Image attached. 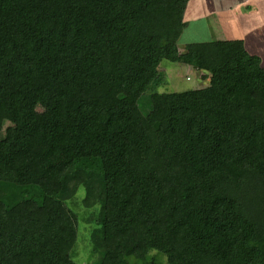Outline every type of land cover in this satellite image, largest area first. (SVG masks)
I'll return each mask as SVG.
<instances>
[{
  "label": "trees",
  "instance_id": "1",
  "mask_svg": "<svg viewBox=\"0 0 264 264\" xmlns=\"http://www.w3.org/2000/svg\"><path fill=\"white\" fill-rule=\"evenodd\" d=\"M189 1L0 0V264H76L82 220L93 264H264V66L178 51ZM161 61L204 85L144 95Z\"/></svg>",
  "mask_w": 264,
  "mask_h": 264
},
{
  "label": "rangeland",
  "instance_id": "2",
  "mask_svg": "<svg viewBox=\"0 0 264 264\" xmlns=\"http://www.w3.org/2000/svg\"><path fill=\"white\" fill-rule=\"evenodd\" d=\"M228 1L235 4L231 10L227 9L225 5L226 0H190L185 17L187 22L176 42L177 49L182 51L187 44L217 41L214 40L216 37L220 40L233 39L237 34L234 35L232 31H234L236 25L238 26L241 23L242 18L240 17V14L242 15L244 10L241 7V4L237 5V1ZM243 2V5L249 4V1L247 0ZM260 2L262 5H259V11L261 10L262 15L264 16V1ZM194 15L198 18L191 19ZM212 22L217 24L221 31L214 28ZM262 35L264 37V31ZM256 53L264 63V46L257 47ZM158 68L159 74L157 75L154 84L146 89L144 95H149L154 92H184L199 89L204 85L200 80V75L202 73L187 66L161 61ZM5 125L7 124L5 123ZM83 198V191L78 190L70 198L71 200H69V204L78 214L79 218L82 217V219H87V215L90 214L92 208L86 209L83 205ZM80 228L73 261L76 264H93L95 254L91 252L89 240L91 223L82 220Z\"/></svg>",
  "mask_w": 264,
  "mask_h": 264
},
{
  "label": "crops",
  "instance_id": "3",
  "mask_svg": "<svg viewBox=\"0 0 264 264\" xmlns=\"http://www.w3.org/2000/svg\"><path fill=\"white\" fill-rule=\"evenodd\" d=\"M235 1H237V5L241 4V7L243 8L244 12H242L243 13L242 15L240 14V17L242 18L241 23L238 26L236 25L234 31H232L234 35L235 34L237 35L231 40L241 41L244 47V50L248 54L255 55L260 59L259 55L256 53V48L259 46L261 47L264 46V37L262 35L264 31V18H263L264 16L262 15V11L261 10L259 11V8H260L259 5H262L260 1H264V0H247L249 1V4H244V5H243L244 3L243 1H246V0H235ZM225 5L227 9H230V10L233 9V7L235 6L233 2L230 3V1L228 0H226ZM187 7H188V4L184 12L185 24L187 22L185 18L186 13H187ZM195 18H198V17L194 15V17L191 19H195ZM212 23H213L214 28H216L218 31H221V29L219 28L217 24H215L214 22ZM214 40L227 41V40H222V39L220 40L217 37ZM260 64L264 66V63L262 60H260Z\"/></svg>",
  "mask_w": 264,
  "mask_h": 264
}]
</instances>
